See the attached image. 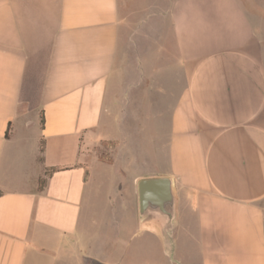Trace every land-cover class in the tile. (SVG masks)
Listing matches in <instances>:
<instances>
[{
	"label": "crops",
	"instance_id": "1",
	"mask_svg": "<svg viewBox=\"0 0 264 264\" xmlns=\"http://www.w3.org/2000/svg\"><path fill=\"white\" fill-rule=\"evenodd\" d=\"M139 3L0 0V264L99 261L101 191L139 239L116 264H264V0H170L127 33ZM126 33L155 53L140 44L122 86ZM157 177L172 179L168 239L138 212V181Z\"/></svg>",
	"mask_w": 264,
	"mask_h": 264
},
{
	"label": "rangeland",
	"instance_id": "2",
	"mask_svg": "<svg viewBox=\"0 0 264 264\" xmlns=\"http://www.w3.org/2000/svg\"><path fill=\"white\" fill-rule=\"evenodd\" d=\"M140 9L138 11L132 10V8H125L126 17L131 16L132 19L129 23L126 24L125 32H129L132 27L143 28L144 26H155L156 20L149 19L146 23V19L151 15H156L157 11H161L162 8L167 9L170 5V0H139ZM159 15V14H158ZM167 15L165 14V20L163 23L164 28L166 29L169 26V21ZM155 18V17H154ZM126 35L122 37V40L119 43L118 48V57L120 61V74L118 75L120 85L123 86L124 75L126 70V65L130 63L131 60L139 57L141 54L140 44H143L144 48H147L151 53H155V50L152 49L153 39H156L155 36H145L142 39V42L137 43L136 38L140 40V35ZM129 36V38H128ZM143 38V37H142ZM150 47V48H149ZM143 53V52H142ZM115 145L114 141H104L101 144V148L98 150V157L103 160H109V149ZM106 194L102 191L100 193V199L97 202L96 208L94 211L90 212L89 220L91 224V233L93 235V255L100 261H92L90 258H84L83 264H116V258L121 259L125 263L135 261V251L139 239L131 240L128 231L133 227L129 224L128 227H117L111 226V223H115L116 220L113 218L110 219V210H107L105 207L107 205V200H105ZM104 209V210H103ZM86 217V215H85ZM80 254H86L83 246L80 244ZM134 253V254H133ZM70 264H77V258L72 254Z\"/></svg>",
	"mask_w": 264,
	"mask_h": 264
},
{
	"label": "water",
	"instance_id": "3",
	"mask_svg": "<svg viewBox=\"0 0 264 264\" xmlns=\"http://www.w3.org/2000/svg\"><path fill=\"white\" fill-rule=\"evenodd\" d=\"M139 215L150 212L163 220L162 231L168 239L174 217V196L170 177L144 178L137 183Z\"/></svg>",
	"mask_w": 264,
	"mask_h": 264
},
{
	"label": "trees",
	"instance_id": "4",
	"mask_svg": "<svg viewBox=\"0 0 264 264\" xmlns=\"http://www.w3.org/2000/svg\"><path fill=\"white\" fill-rule=\"evenodd\" d=\"M43 124V118H42V114H41V125ZM7 135V134H6ZM43 151V145L42 143L40 144V153ZM101 161H104V162H107V161H110V160H103L102 158H99ZM40 160H42L41 156H40ZM56 168H46L45 171H44V177L40 178L39 179V188L41 189L45 182H46V177L49 176L53 171H55ZM87 174H88V171L87 169L85 168L84 169V176H83V180L86 181L87 179Z\"/></svg>",
	"mask_w": 264,
	"mask_h": 264
}]
</instances>
